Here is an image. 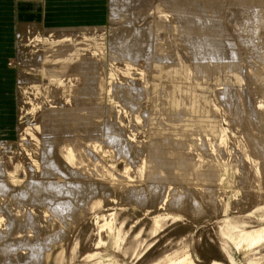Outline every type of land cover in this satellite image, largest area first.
<instances>
[{
	"label": "rangeland",
	"instance_id": "rangeland-1",
	"mask_svg": "<svg viewBox=\"0 0 264 264\" xmlns=\"http://www.w3.org/2000/svg\"><path fill=\"white\" fill-rule=\"evenodd\" d=\"M167 1L120 0L115 8L113 0H105L107 18L99 26L67 30L23 26L13 37V47L7 49L0 42V217L4 220L0 230L5 231L4 223L14 216L24 221L30 215L35 222L34 229L15 225L8 230L10 235L0 245L17 247L7 254L0 252V264H30L23 241L40 245L41 264H164L183 256L193 264L264 262V241L249 249L232 241L238 232L264 226V155L252 151V140L262 135L246 114L263 109V99L247 82L238 86L229 65L209 62L211 70L204 73L184 59L188 51L169 48L175 39L173 13L164 4L163 15L157 14ZM197 1L198 5L203 2ZM111 11L125 15L131 21L126 26L130 24L134 31H150L153 42L145 50L152 57L128 61L111 55V31L119 27L109 22ZM37 36L42 40L36 42ZM46 39L58 42L51 46ZM72 50L80 61L95 64L93 104L101 110L97 123L100 129L112 127L120 135L118 142L99 134L54 144L47 136L46 111L72 109L85 83L71 74L42 76L27 52L50 59ZM169 53L182 59H166ZM46 63L42 69L52 65ZM250 65L244 61L240 74ZM228 85L249 94L240 109L241 122L235 108L229 105L226 112L217 99ZM173 100L184 104L183 111L171 108ZM80 101L89 109L88 100ZM213 127L226 134L216 155L227 168L222 182H179L168 171L157 179L152 149L166 148L167 137H181L185 143L179 153L202 167L209 158L200 159L189 141L218 145L213 141ZM67 151L77 165L65 161ZM50 162L56 164L57 172L44 170ZM32 184L58 185L63 194L43 192L34 201L29 196L14 197ZM135 193L147 197L142 205L135 204L138 201L131 197ZM184 193L182 203L172 205ZM61 200L78 208L76 219L53 213ZM194 202L200 212H191Z\"/></svg>",
	"mask_w": 264,
	"mask_h": 264
},
{
	"label": "bare ground",
	"instance_id": "bare-ground-1",
	"mask_svg": "<svg viewBox=\"0 0 264 264\" xmlns=\"http://www.w3.org/2000/svg\"><path fill=\"white\" fill-rule=\"evenodd\" d=\"M117 1L120 2V0ZM117 1L113 0L112 5L114 6L111 7L117 6V4H119ZM202 1L203 2L198 5L197 0H170V2L167 1L161 5L163 6L165 4L170 12L173 13L175 39L172 45L170 43L169 48L172 49L174 46H180L185 51H188L189 55H186L184 59L192 62L204 73H208V71L211 70L208 65L209 62L224 64L227 66L229 65L232 68V78L236 80L237 85L240 86L245 81L250 84L249 87L252 89L256 88L258 93L261 95V99H263L262 105L264 106V0ZM115 8H118V6ZM162 8L167 9L164 6L161 7V9L157 8V14L163 15L164 11H162ZM112 11L115 12L114 10ZM112 11L108 20L111 23H115V26L118 25L119 27L116 30L111 31V47L114 53L111 55L115 57L119 56L120 58L128 61L140 58L142 60H148L152 57L148 50H145V46L150 42H153L150 39V31L148 29L134 31L133 28L130 27L131 21L127 20L128 18L125 20V15L120 16V13L117 15ZM126 22L130 23L129 26H126ZM123 23H125L124 26ZM28 27L30 28L31 26L28 25ZM64 29L67 30L70 29V27ZM29 37L32 38L33 35ZM36 38V42L42 40L40 36H37ZM33 40L34 39L31 41ZM47 42L53 46L58 42V40L56 41L55 39H50L47 40ZM17 46L18 44H16V47ZM156 50H158L157 46H155L154 51ZM18 53H20V51ZM27 53L29 56L32 54L31 57L34 59L32 66H35L39 71H41L42 76L48 77L50 75L71 74L73 76L82 77L85 83L83 88L80 89L77 96L78 99L75 101L72 109L46 111L47 117L44 119L45 123L48 125L47 129L49 132L47 136L54 141V144H58L63 139H72L77 141L80 135L82 138L84 136H88V138L92 139L95 135L97 137L99 134L104 136L110 142L119 141L118 139L120 135H118L116 131H112V127L106 125L103 129H100L102 125L97 123V120L100 118L99 115L101 110L93 104L96 90L94 85V63L84 60L80 61L76 50L70 51L68 55H61L64 57L68 56L67 59L60 57V55H52L50 59H43V57L37 52V54ZM20 57L21 56L19 55V58ZM166 59H176L180 61L182 57L177 56V54L174 55V53H169L167 54ZM244 61H248L251 65L249 70L240 74L242 71L240 68L243 66ZM46 62H50L52 65L45 66L46 68L44 67V69H42V64ZM21 65L23 64L21 63ZM126 91L131 93L132 89H126ZM137 93H142V91ZM81 99H86L90 102L89 109L85 108L84 104L80 101ZM217 99L220 104L224 106L226 112H228L227 110L229 105V108H235L238 114H236L237 118L239 122H241L242 111H240V109L243 104H246V101L250 99L248 93H240L238 89L228 85L217 93ZM170 105L173 110L183 111L182 109L184 104L179 100H173ZM259 109H254L252 112H247L246 110V114L250 120H253L262 135V137L252 140V151L257 156H262L264 155V108ZM236 123L238 122L236 121ZM107 130H109V132H107ZM163 132L164 131H159L158 134H163ZM212 133L215 136L213 141H216L218 145L214 143L207 146L206 144H202L201 141L193 138H190L189 141V143L197 149L199 153L198 157L200 159L205 156L209 158V161H206L202 167L197 163H192L188 157L179 153L180 148L185 143V140L181 137H167L166 143L168 145H165L166 148L162 146L152 149L150 151V155H152V161L156 164L155 174L157 175V179L160 180L162 171H168L171 173L173 172L174 174H170V177L179 182L187 180L199 183L222 182L223 173H227V168L223 162L216 159V155L219 151V146H221L225 141L226 134L225 130H222L221 128L218 129L216 127L212 128ZM127 145L128 144L126 143V146ZM244 157L247 156L244 155ZM64 158L67 163L77 165L75 157L71 152L69 153L67 151ZM200 163L203 162L201 161ZM44 170L55 173L57 172L56 164L54 162H50ZM25 187L27 186H24V190L22 189V191L14 197L24 200L29 196V200L34 201L43 192H51L53 193V196L63 194L61 187L53 184H32L28 185L26 189ZM1 191H6L5 185L1 187ZM70 192L71 190H67V193ZM183 195H185V193L177 195L172 202V205L181 204L182 198L184 197ZM153 196V193L150 194V197ZM131 197L140 203L137 204V202L135 203L136 205H142L147 198L141 193H135ZM94 205H97V203ZM190 208L193 213L200 212V209L195 202L192 206H190ZM77 209L78 208H76V206L69 200H61L56 204L52 211L55 215H57V213H63L67 218L70 217L72 219H76L78 215L77 211H79ZM3 221L4 220L0 217V224ZM158 223V218H155L154 225L156 226ZM4 224L6 226V230H0V240H3V237L10 233V228L12 226L14 227L15 225H18L19 227L25 226L31 229L35 228L34 219L30 215H26L24 217V221H19L18 218L14 216ZM19 227L17 228L19 229ZM9 229L10 231H8ZM232 241L236 247L241 246L243 249L258 246L262 241H264V226H261L258 229L238 232L232 238ZM23 242V244H25L24 247L28 250L26 262L31 261L30 264H41L42 249H40V245L31 241L27 243L25 241ZM16 247L13 245H0V252L7 254ZM249 254L250 251L247 250L245 255ZM164 264H193V262L188 256H183L181 258L169 259ZM262 264H264V262Z\"/></svg>",
	"mask_w": 264,
	"mask_h": 264
},
{
	"label": "crops",
	"instance_id": "crops-1",
	"mask_svg": "<svg viewBox=\"0 0 264 264\" xmlns=\"http://www.w3.org/2000/svg\"><path fill=\"white\" fill-rule=\"evenodd\" d=\"M104 4L105 0H0V42L10 49L14 35L28 25L44 30L99 26L107 18Z\"/></svg>",
	"mask_w": 264,
	"mask_h": 264
}]
</instances>
